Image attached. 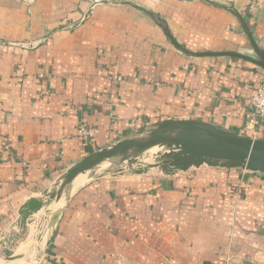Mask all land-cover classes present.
Instances as JSON below:
<instances>
[{"label":"crops","instance_id":"obj_1","mask_svg":"<svg viewBox=\"0 0 264 264\" xmlns=\"http://www.w3.org/2000/svg\"><path fill=\"white\" fill-rule=\"evenodd\" d=\"M223 5L264 51V0H0V245L17 235L21 206L66 169L160 122L264 140V119L249 125L264 69L189 55L168 37L189 52L254 57ZM80 124L97 135L83 142ZM49 225L38 264H264V174L201 165L91 176Z\"/></svg>","mask_w":264,"mask_h":264},{"label":"water","instance_id":"obj_2","mask_svg":"<svg viewBox=\"0 0 264 264\" xmlns=\"http://www.w3.org/2000/svg\"><path fill=\"white\" fill-rule=\"evenodd\" d=\"M222 7L240 20L255 55L254 57L237 52H189L176 44L167 32L166 34L175 46L186 54L193 56L232 55L249 60L264 69V51L258 47L253 39L242 15L232 6L223 5ZM145 131L148 132L149 136L144 142L133 140V134L130 137L116 141L110 147L97 150L70 166L58 176L60 177L62 175L63 178L59 187L61 190H58L56 195L50 193L45 199L39 197L28 199L19 210V218L17 219L16 225L20 229L26 228L27 224L31 223L30 221L34 214L44 207H48L53 199L57 200L67 193V186L78 175L85 174L105 161L113 160L117 157L124 160L132 149H136L137 151H150L156 147L158 149V152H156V161L154 163H148L147 165L149 169L159 167L162 173L165 174L186 171L191 167H199L201 165L237 168L264 174V140L262 139L239 135L199 120H166ZM134 170L136 173L147 171L144 168L142 170ZM111 175L115 174L111 173ZM71 193L66 196L65 202ZM62 208L63 206L53 212L49 222L53 226ZM49 237L44 247L45 249L49 243ZM16 239L17 235H9L8 238L3 239L2 244L10 246L12 240ZM44 252L45 250L43 249L42 253L44 254ZM8 259L10 261L15 260L13 256L8 257Z\"/></svg>","mask_w":264,"mask_h":264},{"label":"rangeland","instance_id":"obj_3","mask_svg":"<svg viewBox=\"0 0 264 264\" xmlns=\"http://www.w3.org/2000/svg\"><path fill=\"white\" fill-rule=\"evenodd\" d=\"M148 136L149 135L147 131H142L138 133L137 135L132 136V139H137L139 140V142H144L148 139ZM156 152H158V149L156 147L152 148L150 151L148 150L147 151H137L136 149H132L124 160L119 159V157H117V158H114L113 160L105 161L104 163L96 167L95 169L88 171L85 174L78 175L74 179V181L81 183L82 181L86 180L88 176L95 177L98 175H103V174L107 175L111 173L115 175H131V176L143 175V174H147L150 172L161 173L162 171L159 167H153L149 169L147 165L148 163H154L156 161ZM142 168L147 169V171H144L142 173H136V171L134 170V169L142 170ZM57 178L51 181L46 186L43 192L38 196L39 198L45 199L47 198V196L50 195V193H52V195H56L58 190H61L59 187H60V183L63 180L62 175ZM69 185L67 186V189H66L67 193L57 200L56 199L52 200L51 204L48 207H44L43 209L38 211L36 214H34L31 218V221H30L31 223H28L26 228L20 229L16 225L17 220L14 222L13 226L8 231V233L17 234V239L12 240L10 246L0 245V264L9 263L10 259H8V257L10 256H13L15 258V262H17L16 264H38L39 260H41L43 256V253H40L39 256H34L32 252L24 255V254H19L17 252V249L21 246L20 244H22L25 240L29 238L28 236H30L31 231L35 229L37 225L45 223L47 218H45L46 216L43 217V215L44 213L45 215L48 214L46 213L47 209H60V207L64 205L65 199L67 198L66 196L69 195L73 187L72 183ZM52 215L53 213H51L49 219H47L48 224L50 222ZM33 233L34 231L32 232V234Z\"/></svg>","mask_w":264,"mask_h":264},{"label":"built area","instance_id":"obj_4","mask_svg":"<svg viewBox=\"0 0 264 264\" xmlns=\"http://www.w3.org/2000/svg\"><path fill=\"white\" fill-rule=\"evenodd\" d=\"M254 5H259L257 3H250L249 7H253ZM117 81L121 80V77L118 76L116 78ZM249 104L251 108L253 109V116H251L249 120V125H252L256 121V116L259 118L264 119V84L257 87L252 95L249 98ZM98 133V129L94 126H88L85 124H80L76 129L77 136L83 141L87 142L93 139ZM246 182L243 180L239 181L234 187L233 191L236 194H240L245 188H246ZM160 264H173L169 261H163Z\"/></svg>","mask_w":264,"mask_h":264},{"label":"bare ground","instance_id":"obj_5","mask_svg":"<svg viewBox=\"0 0 264 264\" xmlns=\"http://www.w3.org/2000/svg\"><path fill=\"white\" fill-rule=\"evenodd\" d=\"M145 131V130H143ZM60 179V178H59ZM85 181V180H84ZM84 181H82L81 183L79 182H72V188L70 193L80 184H82ZM58 182V181H57ZM76 183V184H75ZM78 183V184H77ZM74 184V185H73ZM56 186V185H54ZM70 186V185H69ZM53 190V189H52ZM54 200V199H53ZM46 216L45 218L49 219L50 214H44L43 217ZM45 221L44 224H40L37 225V227H35V229H33L31 231L30 236H28L29 238L27 240H25L22 244H20L19 248L17 249V252L19 254H24L26 255L27 253H33L34 256H39L40 253H42L44 246H45V242L48 238L49 235V229L51 227V225L48 224V221ZM34 231V233L32 234V232ZM31 237V238H30ZM16 252V253H17ZM17 255V254H16ZM14 261V262H13ZM17 262H15V260L9 261V263L7 264H16Z\"/></svg>","mask_w":264,"mask_h":264}]
</instances>
